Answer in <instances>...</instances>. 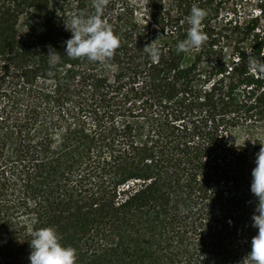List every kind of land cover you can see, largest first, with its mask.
<instances>
[{
  "label": "trees",
  "instance_id": "obj_1",
  "mask_svg": "<svg viewBox=\"0 0 264 264\" xmlns=\"http://www.w3.org/2000/svg\"><path fill=\"white\" fill-rule=\"evenodd\" d=\"M194 4L207 39L177 53ZM93 11L0 0V264H29L44 227L76 264H246L264 145V78L247 52L264 61V0H107L118 49L67 57L64 19Z\"/></svg>",
  "mask_w": 264,
  "mask_h": 264
},
{
  "label": "clouds",
  "instance_id": "obj_2",
  "mask_svg": "<svg viewBox=\"0 0 264 264\" xmlns=\"http://www.w3.org/2000/svg\"><path fill=\"white\" fill-rule=\"evenodd\" d=\"M107 0H91L94 10L91 14L73 13L64 19L65 30L71 33L69 39L64 41V54L69 58H86L89 61L104 63L111 58L119 47V39L103 20V10ZM206 11L195 4L186 17L189 28L186 39L176 45L177 53L199 49L207 39L201 25ZM155 41L144 46L143 50L149 58L156 62L160 56V49ZM249 53L247 58L248 70L264 78V61L257 60ZM49 64L54 65L60 59L59 53L49 46L47 55ZM251 193L258 203L252 216V226L258 229L251 240V251L246 257V264H264V145L256 153L255 167L251 172ZM28 241L30 254L29 264H76V252L71 246L60 242V237L52 227L33 230Z\"/></svg>",
  "mask_w": 264,
  "mask_h": 264
},
{
  "label": "rangeland",
  "instance_id": "obj_3",
  "mask_svg": "<svg viewBox=\"0 0 264 264\" xmlns=\"http://www.w3.org/2000/svg\"><path fill=\"white\" fill-rule=\"evenodd\" d=\"M243 6H244V8H246V10L245 11H249V12H252V11H254V9H255V7H254V4L253 3H251V4H243Z\"/></svg>",
  "mask_w": 264,
  "mask_h": 264
}]
</instances>
